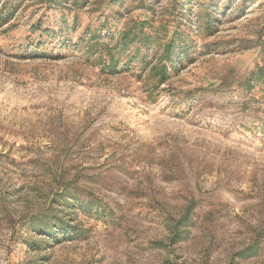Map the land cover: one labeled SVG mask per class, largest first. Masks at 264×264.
Wrapping results in <instances>:
<instances>
[{"label": "rangeland", "instance_id": "obj_1", "mask_svg": "<svg viewBox=\"0 0 264 264\" xmlns=\"http://www.w3.org/2000/svg\"><path fill=\"white\" fill-rule=\"evenodd\" d=\"M0 264H264V0H0Z\"/></svg>", "mask_w": 264, "mask_h": 264}, {"label": "trees", "instance_id": "obj_2", "mask_svg": "<svg viewBox=\"0 0 264 264\" xmlns=\"http://www.w3.org/2000/svg\"><path fill=\"white\" fill-rule=\"evenodd\" d=\"M113 2L116 1V0H112ZM46 2L48 4L50 3H54V4H57L58 3V0H46ZM143 25L144 23L142 22L141 23V27H139V31L138 32H135L132 34V32L130 33V31L126 32L123 36V39H122V42L123 45L125 47H129L131 44H134L135 42L139 41L141 38V35L143 33ZM131 35L132 38H131ZM144 43L147 44V37H144ZM173 39H169L165 45H164V49H163V52L161 54V57L159 59V64L158 65H153L152 66V69L155 70V71H159L160 73V81H164L167 77V73H168V66H167V63L171 62L174 58H173V54H172V49H173ZM114 64V62H113Z\"/></svg>", "mask_w": 264, "mask_h": 264}]
</instances>
